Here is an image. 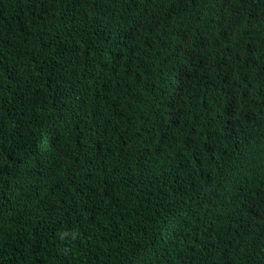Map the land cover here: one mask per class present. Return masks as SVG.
Instances as JSON below:
<instances>
[{"label": "trees", "instance_id": "trees-1", "mask_svg": "<svg viewBox=\"0 0 264 264\" xmlns=\"http://www.w3.org/2000/svg\"><path fill=\"white\" fill-rule=\"evenodd\" d=\"M0 264H264V0H0Z\"/></svg>", "mask_w": 264, "mask_h": 264}]
</instances>
